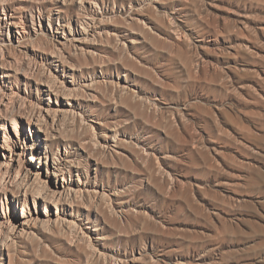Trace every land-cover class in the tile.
I'll return each instance as SVG.
<instances>
[{
  "label": "rangeland",
  "instance_id": "374dc122",
  "mask_svg": "<svg viewBox=\"0 0 264 264\" xmlns=\"http://www.w3.org/2000/svg\"><path fill=\"white\" fill-rule=\"evenodd\" d=\"M7 17L0 264H264V0H0ZM36 176L83 191L49 201Z\"/></svg>",
  "mask_w": 264,
  "mask_h": 264
},
{
  "label": "bare ground",
  "instance_id": "6f19581e",
  "mask_svg": "<svg viewBox=\"0 0 264 264\" xmlns=\"http://www.w3.org/2000/svg\"><path fill=\"white\" fill-rule=\"evenodd\" d=\"M1 23H4V25H8V26H10L11 24H15V22L13 21V19L12 18H6L4 21H3V19H2V21L0 20V24ZM86 28V27H85ZM12 126H13V128H14V130H16L15 131V133L16 134H18V129H19V125H18V123H17V121H15V120H13L12 121ZM6 143H9L10 141H11V139H9V138H6L5 140H4ZM10 164V163H9ZM9 164H8V168L6 169V170H4V172H2L1 171V168H0V171L2 172L1 174H0V178H1V181L4 179L5 180V177L6 178H8L9 176H10V173L11 172H9ZM50 164H52V166H54V168L55 169H57V170H59V171H63V169H64V166H65V163L63 162V160L62 159H54L53 161H52V163H50ZM7 165V163H5V166ZM71 165V164H70ZM1 167V166H0ZM67 168V167H66ZM20 171H21V166L18 168V170L16 171V173L17 174H19L20 173ZM3 174V175H2ZM16 174V175H17ZM30 174L31 173H27L26 172V174H25V176L26 177H28L29 178V176H30ZM11 177H12V175H11ZM11 177L9 178V180L11 179ZM36 178V181H37V183H38V188H37V190H38V193H37V195L39 196V197H43V198H45V199H49V201H55V202H59V201H61L62 199H64V198H66L67 199V197H70L71 195H73V194H76V193H78V192H82L83 191V189H82V187L81 188H79V189H72L70 186H67V185H64V184H62V185H59V184H55L54 186H50V185H48L47 183H46V181H43V180H41V179H38V176H36L35 177ZM34 178V179H35ZM8 180V179H7ZM6 181V180H5ZM4 182V181H3ZM31 184V183H30ZM27 186V185H26ZM27 187H29V186H27ZM28 189L29 188H27L26 189V191L25 192H27L28 191ZM78 195V194H77ZM76 195V196H77Z\"/></svg>",
  "mask_w": 264,
  "mask_h": 264
}]
</instances>
